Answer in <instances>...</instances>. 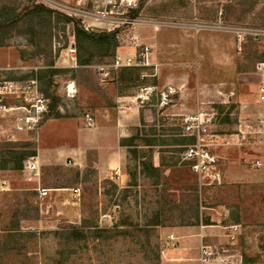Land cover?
<instances>
[{"label": "rangeland", "instance_id": "obj_1", "mask_svg": "<svg viewBox=\"0 0 264 264\" xmlns=\"http://www.w3.org/2000/svg\"><path fill=\"white\" fill-rule=\"evenodd\" d=\"M14 1L22 7L38 4L35 0ZM69 2L74 3V0ZM225 5V0H147L140 7V13L151 19L181 23L213 22L218 19L225 22L224 15L227 13L229 17L230 14L225 12ZM220 10L221 17L217 15ZM24 27L25 23L20 22L19 29L14 28L11 36L5 38L0 46V82L24 81L20 79L30 75L32 77L29 79H37L38 71L44 70L47 62L42 53L47 55L50 52L55 63L53 68L63 71L54 76L55 95L59 99L57 111L62 117L51 119L54 121L46 126L39 144L37 133L31 138L29 134L15 132L13 117H0V152L6 141L33 139L36 142V154L39 145V150L48 151V154L60 148L62 157L53 164L38 163V176L24 171L0 170V182L6 186L5 192L0 195V243H8L7 250L0 251V264H169L161 259V248L166 245L167 235L175 233L177 228L194 229L201 223L211 226L209 229L216 236L215 240L207 237V243L230 249V257L226 258L229 264H264V192L248 187L242 191L236 187L228 189L229 186L222 182H212L211 177L199 180L182 163V152H179L182 119L189 115H179L180 112H175L177 115H174L164 111L163 107L171 105L168 98L161 101L160 95H151L150 109H147L151 110V121H141L139 126L130 131L129 136L136 134V129H139L144 130L147 139H155L148 149L153 151V165L155 154L159 156L158 186H152L154 178L144 177L140 173L138 161L128 154L125 147L126 173L127 165L131 168L136 165L138 170L133 180L128 175L129 181L124 188H119L112 180H100L91 155H87L88 159L83 163L79 158H68L71 157L72 149L81 146L82 136L86 131V114H93L96 107L107 106L117 93L137 96L136 93L140 92V86L145 84L141 79L145 72L143 67L115 68L114 64L116 57H131L136 53L133 48L138 39L134 38V34L146 32L149 35L153 33L152 28L136 27L119 33L120 45L114 57L93 58L89 66L79 68L78 65L72 67L66 61L64 51L68 44L75 45L73 23L66 24L63 31L54 30L50 44L37 41L33 35L19 33L18 30ZM168 29L170 28H160L159 31ZM209 31L202 30L196 35L211 33ZM225 35L234 36L231 33ZM254 42L264 46V39ZM33 43L39 45L38 49ZM123 68L139 69L133 71V75L139 74L140 78L130 82L128 72H121ZM146 72L148 73L147 70ZM119 74L124 78L122 81L119 80ZM69 83H74L76 90L71 98L66 95ZM219 106L221 105L205 104L199 106V109L216 115L213 127L216 132L222 130L230 134L234 131V120L227 116L225 108L222 113L217 114L216 107ZM247 131L249 136L255 134L253 129ZM145 150L146 148L143 149ZM34 159L38 162L36 157ZM251 173H264V167L257 172L251 170ZM37 188L77 189L78 197L75 199L65 194L55 202L56 205L49 207L47 200L43 202L44 199L38 194L37 197L30 196L28 202L38 206L39 215L35 220L20 223L19 233L34 234L33 237H19L21 243L27 241L22 244L25 247L21 248L12 243L15 241L11 240L2 227L8 222L13 205L22 199V194L36 192ZM82 221L87 226L86 233L89 232L86 240H73L71 236L64 235L66 227H79ZM195 221H198L197 225ZM206 221L208 224H205ZM230 225L239 226L232 246L228 237ZM96 227L109 230L110 233L94 240L90 233ZM198 233L195 229L192 235L196 236ZM179 245L180 248L189 249V255H184L186 252L180 250V263L171 264H197V239L187 238L180 241Z\"/></svg>", "mask_w": 264, "mask_h": 264}, {"label": "crops", "instance_id": "obj_2", "mask_svg": "<svg viewBox=\"0 0 264 264\" xmlns=\"http://www.w3.org/2000/svg\"><path fill=\"white\" fill-rule=\"evenodd\" d=\"M225 1V12L230 13L229 17L227 13L224 15L225 23L264 27V0ZM218 14L221 17L222 10ZM209 32L211 33L193 35L187 29L170 28L163 31L153 29V33L149 35L146 32L134 34L138 41L133 51L138 52L144 46L149 48L148 65L143 67L145 72L141 75L145 84L138 87L140 92L136 93L137 96L117 93L107 106L96 107L94 113L89 114L92 125L88 126L86 123L84 127L86 131L82 136L81 146L72 149L71 157L68 158H79L83 163L85 159L87 161V155H91L100 180L109 179L119 188H124L129 181L125 171L127 152L119 142L129 137L130 131L139 126L141 121H151V110H147L150 109L149 98L154 95H160L161 101L168 98L171 105L163 107V110L174 115H177L175 112H180L179 115H191L199 106L218 104L226 106V111L229 110V118L234 120V131L230 134L221 133L226 145L215 150L218 161L214 173L219 175L222 184L229 186L228 189L236 187L242 191L248 187L264 192V173H251V170L257 172L264 167V142L258 135L249 136L247 131L254 129L252 125H255L256 118L264 113V102L259 99V88L264 85V75L256 71V66L264 62L257 63L254 71L239 73L238 56L245 42L238 49L235 35ZM260 53L264 54V46ZM134 99L135 102L132 103ZM51 121L54 120L45 122L37 132L38 144ZM243 135H246L245 139L242 138ZM61 153L62 150L58 148L48 154V151L39 150L38 145L36 159L41 165L53 164L62 157ZM158 162L159 156L156 153L155 167H158ZM257 162L259 166L256 165ZM44 189H48V193L42 200H47L49 207L65 194L75 199L78 197L72 192V188ZM210 227L202 230L197 226L194 229L177 228L175 233L167 235L165 242L167 244L172 235V242L176 247L164 245L162 248H166V251L161 259L169 264L180 263V250L186 252L184 255H189V249L180 248V241L195 238L199 244L198 235L201 232L215 240L216 236L212 235ZM195 229L199 233L193 236Z\"/></svg>", "mask_w": 264, "mask_h": 264}, {"label": "built area", "instance_id": "obj_3", "mask_svg": "<svg viewBox=\"0 0 264 264\" xmlns=\"http://www.w3.org/2000/svg\"><path fill=\"white\" fill-rule=\"evenodd\" d=\"M36 3L42 4L52 11L66 15L77 20L81 27L87 31H114L121 30L131 31L136 27H150L154 30L160 28L187 29L198 33L202 30L227 32L236 36L238 49L247 39L260 41L264 39V27H251L240 24H230L221 21L194 23H181L172 20H157L142 16L140 13V4L142 0H35ZM103 26L107 28L104 29ZM66 61L72 66H77V53L73 43L68 44L64 49ZM149 48L144 46L131 57H116L114 67H144L148 65L147 55ZM256 71L264 75V63L256 66ZM74 83H69L66 87L67 97H73L75 94ZM143 99V96L142 98ZM259 99L264 102V85L259 88ZM135 102V99L131 101ZM48 110V99L40 89L36 78L14 81L4 80L0 82V117L12 116L13 128L15 132L29 134L37 133L41 128L45 115ZM88 126L92 125L90 115H85ZM216 115L197 109V111L182 119L181 136L192 139V143L185 146L181 153V161L187 163L189 170L199 179L211 177L212 182L220 183L219 175L214 173L217 165V147L226 145L222 135L216 132L215 125ZM254 135L261 137L264 142V113H261L255 121ZM253 134V133H252ZM246 135L242 138L245 139ZM257 166L260 164L257 162ZM23 171L33 176L39 175V164L34 158H29L23 163ZM5 183L0 182V195L5 192ZM36 192L40 198L47 195L48 190L37 188ZM74 194H78L77 189H72ZM208 225L200 224L202 230ZM230 231V245L236 238L238 225L228 226ZM198 257L197 264H229L226 258L230 257V249L219 248L216 245L206 242L207 235L202 232L198 235ZM173 236L170 235L169 242L166 244L172 248L176 244L172 242ZM166 248L161 249V254Z\"/></svg>", "mask_w": 264, "mask_h": 264}, {"label": "trees", "instance_id": "obj_4", "mask_svg": "<svg viewBox=\"0 0 264 264\" xmlns=\"http://www.w3.org/2000/svg\"><path fill=\"white\" fill-rule=\"evenodd\" d=\"M28 1V0H27ZM147 0H142L140 7L144 6ZM14 0H0V46L5 38L11 36L13 29L18 28L19 23H25L24 29L18 30L23 34L33 35L36 37V40L41 42L46 41L50 44L53 37L54 30L61 29L65 30V25L73 23L74 27V38H75V47L78 53L77 65L79 68L84 66H89L93 58H102V57H114L116 49L119 48V39L118 34L121 33V30H114L110 32L106 31H87L83 29L79 22L75 19H72L66 15L52 11L50 8L41 5L34 4L22 7L19 3L16 5ZM62 26V27H61ZM45 42V43H46ZM37 49L39 45L33 43ZM261 45L252 41V39H247L243 43L240 54L238 56V72H251L255 70V65L259 62H264V54L260 53ZM46 56L47 62L45 63V69H40L38 71V81L41 91L44 96L48 99V110L45 115L43 124L51 119H59L62 116L57 111V104L59 102L58 97L55 95L56 85L54 83V76L62 73V70L53 68L54 61L51 58V53L49 52ZM136 68H123L121 72H128L130 75L129 81H136L140 78L139 74L133 75V71H138ZM121 74V73H120ZM119 74V80L122 81V78ZM133 75V77H132ZM28 77V78H27ZM31 78L32 75L21 78L20 80H27ZM131 85V84H130ZM217 108V114L222 113L223 109H226V106H219ZM230 108V107H229ZM227 116L229 117V110H227ZM42 124V125H43ZM137 133L129 138L121 139L119 144L121 147L127 148L128 154L133 156L135 161H138L141 171L140 173L144 177L154 178L152 186L159 185L160 178V168L153 165V151L151 146L155 142V139H147L144 133V130L136 129ZM142 133H138V132ZM229 131V130H228ZM219 133L225 134L227 131L219 130ZM229 133V132H228ZM35 132L29 133L31 138L35 136ZM179 152L184 151L185 146L192 143V139L182 137L180 140ZM141 148V149H139ZM146 148L145 151L143 149ZM36 142L31 140H26L22 142H11L6 141L3 144L2 151L0 152V170H13L17 172H23V163L29 158L36 157ZM183 164L184 163L182 162ZM173 165V164H172ZM138 166L131 168L127 165V174L130 178H135V175L138 170ZM161 166V164H160ZM30 196L37 197V193L34 192H25L22 194V199L13 205L9 212L8 222L3 225L2 230L9 234L12 242L16 246L19 245L25 247V243L20 242L21 236L33 237V233H26L23 235L19 233L20 223L24 221L35 220L38 218L39 210L38 206L31 205L28 202ZM1 217V213H0ZM198 221H195L197 225ZM205 224H208L207 221ZM198 226V225H197ZM85 221L81 222L79 227L69 226L64 229V235L71 236L73 240H86L89 232L86 233ZM109 230L98 229V227L93 228L90 234H93V239L98 240L106 234H109ZM8 244V243H7ZM7 244L0 243V251L7 250ZM7 253V252H5Z\"/></svg>", "mask_w": 264, "mask_h": 264}]
</instances>
